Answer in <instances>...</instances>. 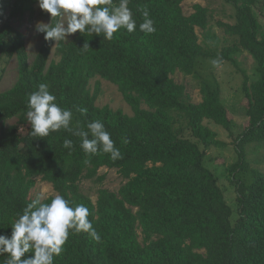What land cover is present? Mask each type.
<instances>
[{"label": "trees", "instance_id": "16d2710c", "mask_svg": "<svg viewBox=\"0 0 264 264\" xmlns=\"http://www.w3.org/2000/svg\"><path fill=\"white\" fill-rule=\"evenodd\" d=\"M184 1L129 0L135 31L122 28L111 40L80 32L58 45V60L50 63L54 41L44 40L30 64L23 28L32 24L38 0H0V60L3 69L14 56L19 63L18 82L0 93V235L11 236V224L32 201L30 192L41 179L73 207L85 205L101 236L96 241L70 231L54 264H264V174L252 170L250 183L234 181L233 221L217 177L204 166L205 150L224 146L205 121L233 136L221 93L205 85L201 102L192 103L186 87L173 79L177 72L191 75L197 59L209 55L197 34V29H208L209 11L195 5L185 15ZM223 1L234 7L236 23L218 26L238 42L225 48L221 58L246 51L258 75L243 86L249 124L236 139L239 161L230 169L236 173L248 168L246 147L264 142V25L254 11L259 0ZM118 3L112 0L109 6ZM144 11L154 21V33L139 29ZM59 20L54 17L51 26ZM97 77L118 87L133 116L97 106L98 89L90 88ZM40 84L48 85L61 108L72 111V131L62 128L42 138L31 134L27 102ZM12 120L14 125L4 126ZM95 120L111 134L119 158L103 152L86 155L81 149L74 132L87 131ZM65 139L72 140L71 149L63 146ZM103 168L116 170L126 183L116 193L101 189L93 202L80 185L85 180L102 183ZM6 256L0 255V264Z\"/></svg>", "mask_w": 264, "mask_h": 264}, {"label": "rangeland", "instance_id": "374dc122", "mask_svg": "<svg viewBox=\"0 0 264 264\" xmlns=\"http://www.w3.org/2000/svg\"><path fill=\"white\" fill-rule=\"evenodd\" d=\"M195 5H201L209 11L210 23L208 29H197L199 43L209 55L197 59L194 72L191 75L177 72L173 79L176 83L186 87L187 101L192 103L201 102V90L205 85L219 90L221 93L222 103L226 106L228 116L233 122V136H230L228 131L213 122L205 121V125L218 134V140L224 146L205 150L204 166L217 177L218 185L224 194L225 200L233 210V221H235L237 219V192L234 181L239 179L250 183L252 181V170H258L264 174V142L253 143L246 147L247 170L243 167L242 170L236 173L230 171L239 161L236 139L245 131L249 124L246 116L248 100L243 86L246 80H248V84H251L258 79L257 65L252 56L246 51L235 53L229 59L221 58L225 48L233 47L238 42L237 38L227 36L224 30L218 26L221 22L227 24L236 23V12L233 6L226 4L223 0H185L183 3L184 14L191 15L194 12ZM254 11L261 24L264 25V0L258 1ZM52 20L50 13L43 11L37 4L32 24L27 30L23 28L30 64L35 60L45 40V34L38 31L37 26H51ZM61 20L65 23L67 22L66 17H61ZM79 33L78 31L71 34L58 43L54 41L49 63L54 59L58 60L56 55L58 45L61 42L68 43L73 41ZM214 59L220 60L221 63L218 66H213L211 61ZM0 73L2 74L0 79V93L2 94L13 89L18 82L19 63L17 56L11 59L5 69H3V63L0 60ZM90 88L93 92L98 89L97 106L101 108L108 107L113 111L120 110L128 116H133L131 107L127 105L117 86L97 77L91 81ZM180 121L182 124H186L184 119ZM15 123L16 120H12L4 126L9 127ZM186 136L195 141L190 136L189 131ZM100 176L105 177L102 183L85 180L80 185L82 193L91 198L93 202L97 201L98 193L101 189L116 193L126 183V180L116 170L103 168L100 170ZM56 194L51 184L37 179L35 187L30 192V198L33 200L37 197H42V201H45L53 198Z\"/></svg>", "mask_w": 264, "mask_h": 264}, {"label": "clouds", "instance_id": "9594fccd", "mask_svg": "<svg viewBox=\"0 0 264 264\" xmlns=\"http://www.w3.org/2000/svg\"><path fill=\"white\" fill-rule=\"evenodd\" d=\"M111 3L112 0H38L39 7L50 13L52 18L66 17L67 22L59 20L54 26L38 25L37 30L45 34L46 41L57 43L78 31L83 33L87 30L107 40H111L114 33L122 28L129 33L135 31L137 25L129 8V0H119L117 6L110 7ZM142 16L140 31L154 33L156 28L149 13L144 11ZM211 63L218 66L221 61L214 59ZM27 109L26 117L33 136L47 137L50 132L62 128L72 131V111L60 107L47 84H40L38 90L29 95ZM78 111L86 113L87 109L80 108ZM87 129L74 132L81 138L80 147L86 155L103 152L110 154L113 160L120 157V150L115 147L111 134L101 121L89 122ZM124 143H127L126 139ZM72 145L70 139L63 142L66 149H71ZM89 215L90 211L85 205L73 207L60 194H56L48 203H43L42 197L33 199L11 224V236L0 235V255L7 254L4 264H54L55 257L63 251L70 231L86 233L91 239L100 241L101 236L88 219ZM30 252L34 255L26 256Z\"/></svg>", "mask_w": 264, "mask_h": 264}]
</instances>
